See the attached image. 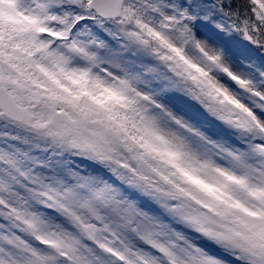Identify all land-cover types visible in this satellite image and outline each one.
Returning a JSON list of instances; mask_svg holds the SVG:
<instances>
[{
	"label": "snow or ice",
	"instance_id": "obj_1",
	"mask_svg": "<svg viewBox=\"0 0 264 264\" xmlns=\"http://www.w3.org/2000/svg\"><path fill=\"white\" fill-rule=\"evenodd\" d=\"M0 264H264V0H0Z\"/></svg>",
	"mask_w": 264,
	"mask_h": 264
},
{
	"label": "trees",
	"instance_id": "obj_2",
	"mask_svg": "<svg viewBox=\"0 0 264 264\" xmlns=\"http://www.w3.org/2000/svg\"><path fill=\"white\" fill-rule=\"evenodd\" d=\"M236 39H237V40H240V41H242V42H246V41H243L242 38H240V37H236Z\"/></svg>",
	"mask_w": 264,
	"mask_h": 264
}]
</instances>
